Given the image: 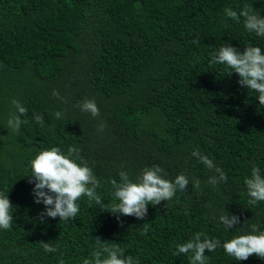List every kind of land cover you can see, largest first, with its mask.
<instances>
[{
  "label": "trees",
  "instance_id": "trees-1",
  "mask_svg": "<svg viewBox=\"0 0 264 264\" xmlns=\"http://www.w3.org/2000/svg\"><path fill=\"white\" fill-rule=\"evenodd\" d=\"M245 5L264 16V0H0V193L13 205L12 227L0 229V264H83L97 237L139 264H190L191 253H173L197 232L222 245L252 224L264 230V201L249 205L244 183L254 165L264 176V107L238 74L210 64L227 44L264 52V36L225 14ZM86 99L98 116L80 111ZM13 100L27 109L18 133L7 127L18 114ZM52 147L79 149L105 207L82 197L75 219L40 221L44 205L27 176L30 161ZM194 151L226 182L208 183L219 174ZM157 165L165 179L184 174L186 191L149 204L143 220L105 211L119 172L135 182ZM225 211L240 219L229 230L219 221ZM205 255L206 264H264L256 255L235 261L222 246Z\"/></svg>",
  "mask_w": 264,
  "mask_h": 264
},
{
  "label": "clouds",
  "instance_id": "clouds-1",
  "mask_svg": "<svg viewBox=\"0 0 264 264\" xmlns=\"http://www.w3.org/2000/svg\"><path fill=\"white\" fill-rule=\"evenodd\" d=\"M228 18L240 21L243 18L244 28L257 36H264V16L258 14L253 7L245 5L237 13L227 8L224 10ZM210 64L224 65L228 71L227 75L236 73L239 76L238 84L252 90L258 94V101L264 107V52L260 47H245L243 53L239 52L231 45L221 46L218 52L214 53ZM59 98V94L54 92ZM13 105L17 109L7 121V127L14 132L20 131V126L26 121L21 119L27 113V109L18 101L13 100ZM81 112L89 113L93 117L99 115V108L94 100H84L77 105ZM60 112L55 113V117H61ZM38 124L43 125L42 116L34 115ZM104 125L99 126V131H103ZM209 170H215L218 176L210 177L208 183L217 185L226 182V174L217 167L208 156L202 155L198 151L192 153ZM79 149L69 147L67 154H63L59 147H52L40 151L31 161V173L28 175L29 183H34L32 195L34 202L44 205V211L39 214V219L44 222V217L60 218V221L67 222L75 219L80 211L78 201L82 197H87L89 203L105 207V203L97 188L100 181L93 174V170L86 161H80ZM164 170L158 165L151 168H144L136 181L129 178L126 171L119 172L120 180L112 179L111 195L114 203L108 207L107 212L116 216H134L143 220L148 212V205H159L161 201L171 200L179 189L185 192L189 181L184 174L177 175L174 180L163 178ZM245 186L249 197L248 204L255 206L258 202L264 201V176L261 175L257 166L252 167L251 176L246 178ZM200 181L196 180L193 187L199 188ZM13 205L8 196L0 193V229L9 230L13 223ZM187 214V212H185ZM219 221L229 230L240 223L236 215H229L226 211L219 216ZM249 234H242L223 242L216 239H209L203 232H197L193 238L186 243L178 244L173 255L188 254L190 264H206L207 257L205 250L214 252L218 247L235 259V261L247 260L250 256L256 255L264 260V230H260L256 224H252ZM144 228V234L147 232ZM203 237V239H202ZM46 252H55L56 249L49 243L42 242ZM124 250L118 245L109 246L107 242H102L96 238V249L90 259H85L83 264H139L133 257L123 256ZM63 264V260L60 261Z\"/></svg>",
  "mask_w": 264,
  "mask_h": 264
}]
</instances>
